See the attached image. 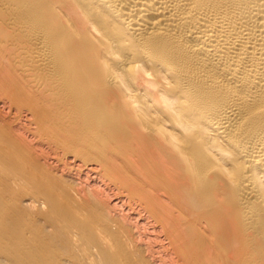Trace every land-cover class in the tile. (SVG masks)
<instances>
[{
  "label": "bare ground",
  "instance_id": "1",
  "mask_svg": "<svg viewBox=\"0 0 264 264\" xmlns=\"http://www.w3.org/2000/svg\"><path fill=\"white\" fill-rule=\"evenodd\" d=\"M0 264H264V0H0Z\"/></svg>",
  "mask_w": 264,
  "mask_h": 264
}]
</instances>
